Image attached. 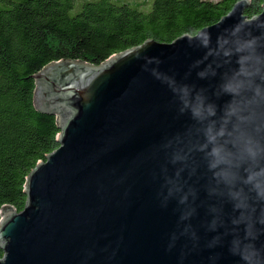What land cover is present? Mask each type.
<instances>
[{
    "label": "water",
    "instance_id": "water-1",
    "mask_svg": "<svg viewBox=\"0 0 264 264\" xmlns=\"http://www.w3.org/2000/svg\"><path fill=\"white\" fill-rule=\"evenodd\" d=\"M248 5L237 2L201 30L213 38L237 25L255 31L264 24V3L253 19L244 16ZM186 37L146 41L99 66L57 62L34 76L36 110L57 117L59 147L28 175L23 211L2 208L0 264H209L217 252L220 264H233L222 249L205 246L212 234L200 228L203 208L192 221L200 246L180 240L170 247L174 205L162 209L155 199V146L186 121L149 61L183 79L201 55Z\"/></svg>",
    "mask_w": 264,
    "mask_h": 264
},
{
    "label": "clouds",
    "instance_id": "clouds-1",
    "mask_svg": "<svg viewBox=\"0 0 264 264\" xmlns=\"http://www.w3.org/2000/svg\"><path fill=\"white\" fill-rule=\"evenodd\" d=\"M193 32L186 39L201 55L183 79L149 61L177 118L186 121L155 146V199L162 209L174 205L170 247L180 240L200 246L192 221L203 208L208 249H222L233 264H264V24L255 31L233 26L214 38ZM221 255L209 256V264H220Z\"/></svg>",
    "mask_w": 264,
    "mask_h": 264
},
{
    "label": "trees",
    "instance_id": "trees-1",
    "mask_svg": "<svg viewBox=\"0 0 264 264\" xmlns=\"http://www.w3.org/2000/svg\"><path fill=\"white\" fill-rule=\"evenodd\" d=\"M241 0H0V218L26 204L30 172L58 149L57 117L34 104V76L57 62L99 66L146 41L216 24ZM253 19L264 0H248ZM2 252L0 251V258Z\"/></svg>",
    "mask_w": 264,
    "mask_h": 264
},
{
    "label": "rangeland",
    "instance_id": "rangeland-1",
    "mask_svg": "<svg viewBox=\"0 0 264 264\" xmlns=\"http://www.w3.org/2000/svg\"><path fill=\"white\" fill-rule=\"evenodd\" d=\"M35 104V103H34Z\"/></svg>",
    "mask_w": 264,
    "mask_h": 264
}]
</instances>
